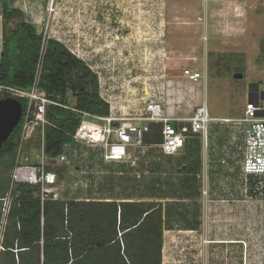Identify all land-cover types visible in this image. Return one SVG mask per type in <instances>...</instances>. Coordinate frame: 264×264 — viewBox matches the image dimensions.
<instances>
[{"label":"rangeland","instance_id":"rangeland-1","mask_svg":"<svg viewBox=\"0 0 264 264\" xmlns=\"http://www.w3.org/2000/svg\"><path fill=\"white\" fill-rule=\"evenodd\" d=\"M8 1L24 12L25 19L43 37L61 43L96 73L102 94L110 99L115 113L121 107L125 114H132L131 109L143 107L151 95L163 93L165 82L183 80L185 69L203 73V78L188 82V86L199 88L200 82L204 84L206 105L214 108L212 115L240 117L245 110L248 85L257 83L258 90H264V0L257 3L217 0L225 10L216 16L211 14L206 20L204 10L212 7L213 0ZM1 46L0 36V51ZM235 74L242 77L234 78ZM200 101V97L195 99L198 104ZM7 161V157H0V182L9 178L10 172L5 171ZM104 167L110 174L107 181L101 182L103 189L108 192L123 185L127 189L123 197L130 195L128 188L135 177L130 162ZM58 168L63 170L61 166ZM97 169L100 171V167ZM145 171L146 168L140 170V180ZM260 178H254L256 188L252 190V200L246 203L249 207L246 219L252 226L255 221L264 220V215L257 211L264 206V188H261L264 177ZM146 183L147 180L140 184V193L151 190ZM114 192L119 193L120 189ZM6 193L0 197L4 198ZM118 196L113 197L118 199ZM74 197H83V192H75ZM139 198L138 201L142 199ZM160 202L167 204L165 200ZM220 225L217 228L222 229ZM205 241L194 233L179 231V226L166 228L162 262L212 260L219 264H243L250 258L252 264L264 262V248L253 242L250 250L242 252L238 247L223 244L212 250L211 260L206 259V252L201 249ZM188 246L193 247L191 254L186 250Z\"/></svg>","mask_w":264,"mask_h":264},{"label":"trees","instance_id":"trees-1","mask_svg":"<svg viewBox=\"0 0 264 264\" xmlns=\"http://www.w3.org/2000/svg\"><path fill=\"white\" fill-rule=\"evenodd\" d=\"M0 2V99L10 97L5 92L7 87L29 90L41 58L39 85L50 98L107 115L109 107L99 97L96 73L58 41L44 40L22 10L8 0ZM18 101L24 110L26 102ZM46 117L51 125L45 129V152L55 158L71 142L69 134L77 126L78 117L58 107H48ZM21 126L22 122L0 149V157L8 158L6 172L14 166ZM161 128L159 123H149L141 144H159ZM9 179L0 182V195L8 191ZM37 192V187L28 185L12 190L0 264H161L164 230L181 225V214L175 211L177 220L172 222L173 207H165L163 214L160 201L69 200L41 204Z\"/></svg>","mask_w":264,"mask_h":264},{"label":"crops","instance_id":"crops-1","mask_svg":"<svg viewBox=\"0 0 264 264\" xmlns=\"http://www.w3.org/2000/svg\"><path fill=\"white\" fill-rule=\"evenodd\" d=\"M243 1L257 3L259 0ZM212 2V7L204 10L205 20L210 18L211 14L216 16L219 12L225 10L221 8L222 3L220 1L213 0ZM205 30L207 34L209 28L206 21ZM0 36L2 39L1 3ZM183 78L181 81L169 80L164 83L165 103L163 113L167 117L177 119L171 122L177 130L183 125H188L187 119L193 115L197 107L206 104L204 84L202 85L200 82L199 88H196L195 85L188 86V82L193 83L198 82V80ZM198 97L201 100L199 104L195 102ZM210 109L208 108L211 114V112H214L212 105ZM211 116L215 120L208 125L206 141L201 134L189 133L183 140V147L175 154H164L158 147L161 142L157 145L145 146L141 144L140 146L146 147V150H140L138 146L128 148V159L125 162H101L99 164L102 172L99 179L100 183L95 189H90L85 194L91 201L114 200L122 202L132 200V202H138L139 197H142L139 201L147 202L165 200L167 204H162L163 214L165 207L172 206L171 215L174 217L170 218L172 222L177 220L175 218L176 212L181 214L179 231L186 234L194 233L197 238L206 240L205 245L201 247L202 252H206V259L211 257L212 250L221 248L223 244H227L229 247H238L240 252L244 249L246 251L250 250L252 242L264 248V220L255 221L257 223L252 226L249 225L248 219H246V212L249 210L246 203L252 200V190L256 188V184L253 185V180L254 178H261L243 175L241 170L243 138L240 129L233 122H224V119L235 120L243 115L237 118L228 117L227 115L211 114ZM140 159L141 161H139ZM129 162L132 175L135 176L131 181L130 188H128L130 195L123 197L124 192L127 191L123 185H117L121 188L115 187L110 191L108 190V192L105 191L101 182L103 179L107 181L110 173L104 165L108 164L116 167ZM144 168L147 171L140 180V170ZM118 174H122V172H118ZM146 180V185L151 190L140 193V184H144ZM261 188H264L263 185ZM119 189V193L114 192L119 191ZM93 196L96 197L91 198ZM113 196H118V199H114ZM257 211L264 215V206ZM219 223H221L222 229L217 228ZM225 238L230 240H225ZM190 249H193V247L188 246L186 248L189 254L192 251ZM250 261L251 258L243 264H252ZM161 264L169 263L163 261ZM180 264L219 263L211 260V262L197 263L186 261Z\"/></svg>","mask_w":264,"mask_h":264},{"label":"built area","instance_id":"built-area-1","mask_svg":"<svg viewBox=\"0 0 264 264\" xmlns=\"http://www.w3.org/2000/svg\"><path fill=\"white\" fill-rule=\"evenodd\" d=\"M47 39L50 38L44 37V40ZM41 65L40 58L29 90L5 88L11 98L24 100L26 106L24 110L22 108L21 136L14 166L10 172L9 189L6 196L0 199V253L5 250L2 242L11 208V192L16 186L37 187L41 204L46 201H89L85 193L95 189L102 176V172L97 169L99 164L125 162L128 159V148L141 145L142 134L148 131L149 123L162 125V141L158 147L164 154L172 155L183 147V140L189 133L201 134L206 141L208 125L215 120L206 104H203L187 119L188 125H183L177 130L171 124L177 119L167 117L163 113L164 93L151 95L144 101L143 108L131 109L134 110L132 114H125L121 107L118 113H115L110 99L104 98L102 94L100 79L98 93L100 99L108 104V114L104 116L80 110L74 102L62 104L50 98L40 88ZM182 76L196 81L204 75L185 69ZM263 91L252 92L241 118L224 119L225 123L233 122L240 129L243 138L241 170L244 176L264 177ZM48 107L63 108L78 117L77 126L69 134L71 142L66 143L62 147V153L55 158H50L45 152V129L51 125L46 117ZM30 151H33L32 155L29 154ZM58 166L63 167V170H56ZM77 191L83 192V197L75 198ZM12 251L17 253L16 249Z\"/></svg>","mask_w":264,"mask_h":264},{"label":"water","instance_id":"water-1","mask_svg":"<svg viewBox=\"0 0 264 264\" xmlns=\"http://www.w3.org/2000/svg\"><path fill=\"white\" fill-rule=\"evenodd\" d=\"M241 74H235L234 78H241ZM258 90V84L253 83L248 85L247 100L250 101L252 90ZM264 94V91H263ZM22 117V105L14 98L7 97L0 99V149L2 144L9 138L14 129L19 125Z\"/></svg>","mask_w":264,"mask_h":264},{"label":"flooded vegetation","instance_id":"flooded-vegetation-1","mask_svg":"<svg viewBox=\"0 0 264 264\" xmlns=\"http://www.w3.org/2000/svg\"><path fill=\"white\" fill-rule=\"evenodd\" d=\"M251 90H252L253 92L256 91L254 86L251 87Z\"/></svg>","mask_w":264,"mask_h":264}]
</instances>
